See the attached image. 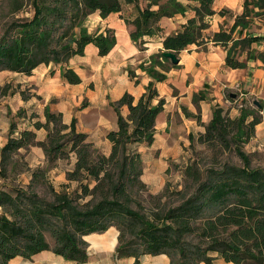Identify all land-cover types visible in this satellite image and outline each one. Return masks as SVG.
Returning a JSON list of instances; mask_svg holds the SVG:
<instances>
[{
    "label": "trees",
    "instance_id": "16d2710c",
    "mask_svg": "<svg viewBox=\"0 0 264 264\" xmlns=\"http://www.w3.org/2000/svg\"><path fill=\"white\" fill-rule=\"evenodd\" d=\"M189 1L194 4L179 0H31V16L15 17L17 9L11 10V19L0 31V71L31 75L37 66L52 64L60 68L61 78L69 84L81 82L68 63L73 56L83 54L86 44H95L104 56L116 43L110 29L98 34L87 31L84 22L91 13L99 11L105 17L120 11L122 4H134L138 14L127 23L131 26L130 38L140 49L145 37L159 31L157 23L162 17L184 14L189 8L195 15L163 38V50L138 65L151 78L145 92L137 99L125 92L111 102L117 128L106 134L108 154L95 148L86 133L76 130L74 118L69 125L63 123L62 114L51 110L49 104L44 107L45 121L32 123L35 129H46L42 141L36 139L32 129L15 131L14 117H22L23 108L11 115L7 141L0 147V177L5 179L8 173L16 172L18 163L13 158L20 149L40 146L49 163L75 155L74 169L67 172V179L78 180V187L70 195L49 185L52 199L42 198L35 190L45 172L40 167L31 171L26 187L2 181L0 264L17 256L28 260L44 250L82 264L87 260L83 236L102 233L111 226L118 231L117 257H134L135 264L145 254H166L169 264H215L217 258L233 264H264V169L250 168L243 150L264 116L261 102L258 108L241 105L235 117L216 104L210 121L203 124L204 131L196 138L189 135L191 145L196 140L208 148L234 152L243 166L226 162L203 173L197 162L189 160L182 172L193 188L183 192L176 205L162 213L152 208L144 210L139 202L134 205L133 189L148 191L140 179V146L153 143L156 117L165 103L155 83L165 81L166 73L178 67L162 56V51L178 53L191 44L203 46L211 41L224 47L225 65L230 68H244L248 59L264 62L256 46L264 37L249 32L254 17L264 16V0H244L242 12L228 30L221 27L207 36V18L215 14L213 0ZM226 12L221 9L218 13ZM241 51H246L245 59ZM129 76H135L131 69ZM9 88L8 84L0 86L4 94ZM228 97L235 100L230 94ZM192 99L198 108L199 101L206 99L205 91L194 93ZM123 106L127 107L126 115L121 113ZM192 116L199 120V110ZM148 196L157 199V194L148 192ZM46 231L54 238L53 247L46 239Z\"/></svg>",
    "mask_w": 264,
    "mask_h": 264
},
{
    "label": "crops",
    "instance_id": "0c3cea01",
    "mask_svg": "<svg viewBox=\"0 0 264 264\" xmlns=\"http://www.w3.org/2000/svg\"><path fill=\"white\" fill-rule=\"evenodd\" d=\"M179 1L184 4H194L189 0ZM243 1L213 0L212 7L215 14L207 18L209 27L204 30V34L210 35L221 27L228 30L236 15L242 12ZM152 8L155 9L156 6ZM221 9H226L227 12L219 14ZM137 14L136 6L128 3L122 4L120 11L111 12L105 17H101L99 11H95L86 18L84 25L89 33H104L106 29H110L114 32L116 43L104 56L99 54L95 44L88 43L82 55H75L69 60V67L81 78L78 84L65 82L61 78L60 68L51 64L37 66L31 75L8 70L0 71V84L5 81L15 82L14 87L20 84L19 90L11 97L9 94L0 98V147L7 141L11 115H15L20 108H23L25 113L22 117H14L15 131L32 129L36 133V139L43 140L46 131L44 128L35 129L32 123L35 120L45 121L44 107L49 104L51 110L62 114L63 123L69 125L74 118L76 130L86 133L96 148L108 154L110 144L106 134L117 128V115L111 102L118 100L125 92L130 93L135 99L145 92L151 78L138 65L147 60L151 54L163 50V38L180 29L195 15V12L189 8L184 14L162 17L157 23L159 31L153 36L144 38L146 42L143 49L131 40V26L127 23ZM254 35L264 37V33ZM256 46L257 52L264 55V40ZM177 56L178 67L166 73L165 81L155 83L159 97L164 98L165 103L156 117L155 139L150 146L143 148L158 154V168L152 175V181L143 179L152 191L160 189L164 182L160 180L163 179L167 165L165 161L163 164L162 160L182 154L183 148L190 143L189 135L196 138L204 131L203 124L210 121L213 107L216 104L222 105L227 89L239 90L240 85H244L250 93L255 92L262 98L264 106V62L259 58L248 59L244 68H230L225 65L224 47L211 41L203 46L191 44L180 50ZM129 69L134 71V77L129 76ZM52 70L54 72L51 74ZM31 84L35 85L36 94L42 97L39 100L32 96L25 100L21 97L20 90H23V86ZM200 90L205 91L206 99L199 101L197 108L192 98L193 94ZM50 99H57V102L50 103ZM8 108L10 115L7 113ZM198 110L199 120L192 116ZM127 112L126 106L121 107L122 115H126ZM31 114L36 116L31 117ZM31 150L39 151L36 146H32ZM143 155L141 149L145 171L150 163L144 160ZM1 183L2 181L0 185ZM117 235V229L111 226L102 233L83 236L87 244V260L82 264H135L134 257H117L115 253ZM214 263L233 264L221 258L215 259ZM7 264L77 263L65 259L52 250H44L28 260L19 256L14 257ZM139 264H169V257L166 254H145L140 257Z\"/></svg>",
    "mask_w": 264,
    "mask_h": 264
},
{
    "label": "rangeland",
    "instance_id": "374dc122",
    "mask_svg": "<svg viewBox=\"0 0 264 264\" xmlns=\"http://www.w3.org/2000/svg\"><path fill=\"white\" fill-rule=\"evenodd\" d=\"M15 8L17 9L14 14L15 17H29L33 13L31 0H0V31L6 21L11 19V10ZM249 32L252 34L264 33V16L254 17L252 24L249 27ZM241 52V56L244 59L246 57V51ZM7 84L10 86V88L5 94L0 89V98L2 95L7 96L9 94L11 97L19 90L20 84H17V86L14 87L13 85L16 83L13 81H5L0 84V86ZM230 93L235 94V100L232 101L229 99L228 94ZM20 95L22 98L23 96H26L27 98L32 96L37 100L42 98L40 95L36 94V87L33 84L23 86V90H20ZM27 98L23 99L25 100ZM254 101L261 103L263 102L262 98L257 96L255 92L250 93L247 87L240 85L239 90L232 88L225 91L221 106L224 108L228 116L235 117L239 114L240 106L243 104L258 108L254 104ZM49 102L55 103L57 102V99H50ZM9 111L10 108H8L7 113ZM44 130L46 131V129ZM31 147L32 146L19 150L18 155L13 158L18 163L16 172L8 173V176L5 179L0 177V181H9L15 185L26 187L32 178L31 171L37 167H40L44 169L45 172L43 177L38 180L42 182H39L35 185V190L42 198L47 200L52 199V193L48 188L49 185H52L56 191L65 190L70 195H72L74 190L78 187V180H68L67 172L74 169L75 155L70 154L67 158L57 159L52 163H49L43 149L40 146H36L39 149L38 152L32 151ZM144 147L145 146H140V151L142 149V153L144 154L143 158L146 160V162H149L150 165L145 171V166L143 165L144 168L142 169V174L140 176V179L143 182V179L152 181V175L157 171L158 168L157 152L152 153L151 150L143 149ZM98 150L101 153H104L101 149ZM243 150L248 155L250 168L264 169V116L261 117V122L256 126L254 136L243 145ZM166 160H162V163L164 164L165 161L167 169L169 170L167 172L166 169L165 173L163 174V179L160 180L164 181L161 188L157 189V191H152L145 182L144 183L148 187L147 192H145V190L140 187H135L132 191L133 199L135 201L134 205L139 202L141 203L144 210L152 208L157 210L158 213H162L168 207L176 205L181 200L183 192L185 193L193 188L190 180L185 179L182 172L185 164L189 160H194L197 162V167L203 173L209 169L219 168L226 162L240 167L243 166L242 160L234 152L224 150L220 147L216 149L208 148L205 144H201L196 140H194L192 145L189 143L187 147L183 148L182 154L180 153L178 155H173V157L169 156ZM8 170H10V167ZM165 188L166 191H164ZM177 191H181V194H179ZM148 192L151 194H157V199L149 198ZM45 235L50 246L53 247L55 245L54 238L47 231L45 232Z\"/></svg>",
    "mask_w": 264,
    "mask_h": 264
},
{
    "label": "water",
    "instance_id": "95a60500",
    "mask_svg": "<svg viewBox=\"0 0 264 264\" xmlns=\"http://www.w3.org/2000/svg\"><path fill=\"white\" fill-rule=\"evenodd\" d=\"M161 54H162V56L168 58L171 64H178L179 58L177 56V53H175L173 51H162ZM230 96L234 98L235 97V94L234 93H230ZM254 104L257 107L260 106V104H259L258 101H254Z\"/></svg>",
    "mask_w": 264,
    "mask_h": 264
}]
</instances>
